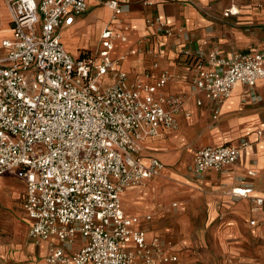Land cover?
<instances>
[{
  "label": "built area",
  "instance_id": "1",
  "mask_svg": "<svg viewBox=\"0 0 264 264\" xmlns=\"http://www.w3.org/2000/svg\"><path fill=\"white\" fill-rule=\"evenodd\" d=\"M3 1L12 34L1 43L0 177L12 174L25 184L22 209L31 222L29 237L49 242L46 264H175L165 243L159 237L148 240L139 219L121 207L125 190L144 187L163 172L158 159L142 160V147L162 130H178L176 117L185 102L184 96L160 93L175 79L169 70L151 83L148 72L129 81L120 68L124 56H112L114 44L128 39L130 27L118 17L129 0L104 2L119 28L102 32L94 55L77 58L65 50L59 31L86 12V0ZM235 14L230 7L223 17ZM145 23L165 37L183 35L182 28L172 29L156 16ZM180 54L194 69L193 89L209 102L212 120L236 85L254 87L264 80V51L223 56L213 49L200 55L182 47ZM248 146L241 140L201 148L191 170L221 172ZM251 191L236 187L231 193L250 198L257 212L264 200L251 198ZM76 235L83 243L69 253Z\"/></svg>",
  "mask_w": 264,
  "mask_h": 264
},
{
  "label": "crops",
  "instance_id": "2",
  "mask_svg": "<svg viewBox=\"0 0 264 264\" xmlns=\"http://www.w3.org/2000/svg\"><path fill=\"white\" fill-rule=\"evenodd\" d=\"M106 1L86 0V12L75 18L72 26L59 31L65 50L74 58L86 53L94 55L101 47L102 32L119 28L112 20L111 10L104 5ZM145 1L151 5H144ZM230 7L237 10V14L223 17ZM122 9L118 21L127 24L130 31L125 43L114 44L112 56H124L120 68L127 73L128 80L133 81L148 72L151 83L161 70L167 69L175 79L160 93L185 97L176 117L178 130H162L158 137L146 140L141 151L142 160L147 163L151 158L158 159L164 165L163 174L168 166L177 165L182 159L181 167L189 162L192 167L194 154L201 148L248 141L249 146L241 151L238 160L221 172L209 170L196 175L191 170L198 197V207L192 211L204 214L205 220L199 227L214 237L215 255L238 256L264 264V204L253 212L250 198H238L231 193L236 187H250L251 198L264 200V80L254 87L236 85L221 104L218 118L212 120L209 102L193 89L194 69L184 63L180 54L182 47L200 55L213 49L223 56L264 51V0H129ZM154 16L172 29L182 28L183 35L180 38L160 35L156 27H148L145 23L147 18ZM11 34L10 17L4 1L0 0V60L5 56L1 43ZM131 50L135 54H129ZM154 63L157 69L153 68ZM197 99L201 100V106L195 104ZM4 176L23 185L21 212L29 235L31 222L22 209L25 184L12 174L1 177ZM151 181L144 187L125 190L121 195L122 210L126 216L139 219L138 227L145 231L148 240L159 237L165 243L167 252L177 258L175 264H184L182 251L193 254V236L185 234L180 239L172 231L153 229L154 215L149 212L151 205L146 191ZM252 220L255 226H250ZM50 241L55 242L54 239ZM82 243L76 235L66 249L69 253L75 252ZM48 246V241L32 242L26 238L8 245L0 244V264H46Z\"/></svg>",
  "mask_w": 264,
  "mask_h": 264
},
{
  "label": "rangeland",
  "instance_id": "3",
  "mask_svg": "<svg viewBox=\"0 0 264 264\" xmlns=\"http://www.w3.org/2000/svg\"><path fill=\"white\" fill-rule=\"evenodd\" d=\"M186 152L184 150V153ZM180 163L168 166L164 173L153 179L147 187V200L151 205L149 212L154 215L153 229L159 232L172 231L180 239L185 234H192L193 254L188 255L186 250L182 251L184 264H255L254 261L243 260L238 256L215 255L214 237L205 228L201 230L199 227L205 220L204 214L197 215L192 211L198 207V197L191 163L184 168ZM22 197L21 182L5 176L0 178L1 245L15 243L23 238L34 242L24 225L21 212Z\"/></svg>",
  "mask_w": 264,
  "mask_h": 264
}]
</instances>
